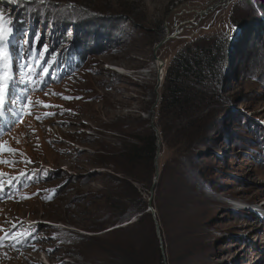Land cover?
Masks as SVG:
<instances>
[{
	"label": "rangeland",
	"instance_id": "1",
	"mask_svg": "<svg viewBox=\"0 0 264 264\" xmlns=\"http://www.w3.org/2000/svg\"><path fill=\"white\" fill-rule=\"evenodd\" d=\"M242 1L0 0L11 26L28 25L6 42L13 78L0 108V264H264V0L248 11ZM200 39L228 46L211 103L195 115L208 124L206 142L192 144L197 163L161 138L160 235L150 221L144 234H101L97 207L129 201L115 151L153 109L157 121L168 66ZM62 49L76 60L58 70L51 55ZM189 169L205 179L191 182Z\"/></svg>",
	"mask_w": 264,
	"mask_h": 264
},
{
	"label": "trees",
	"instance_id": "2",
	"mask_svg": "<svg viewBox=\"0 0 264 264\" xmlns=\"http://www.w3.org/2000/svg\"><path fill=\"white\" fill-rule=\"evenodd\" d=\"M253 4L252 0L242 1L246 11H248V6L253 9ZM13 23L12 26L9 25L14 31L13 36H17V33L20 36L26 34L28 25L24 20L16 19ZM241 25L237 24L238 27H241ZM32 32L33 36H37L36 27ZM163 34L164 32H161L159 36H163ZM35 39L30 40L31 56L27 58V63H31V60H35L37 56L38 47ZM225 43L221 44L218 39L214 42L205 43L200 39L189 44L174 56L164 77L158 118L155 125L159 129V135L163 141L173 138L185 147L184 150L188 152V157L193 159L198 154L192 144L195 142L205 143L208 136L207 130H205L208 125L207 116L203 114L195 115L201 109L209 107L211 103V93L213 88H216L218 78L221 75L220 65L225 57V48L228 46ZM62 50H67L64 55L57 56L56 53L51 55V60L58 70L61 66L73 64L76 60L73 49ZM142 123V125H136L132 129H128L130 131L128 135L132 140L126 142L121 150H116V153H114L117 156L115 163L117 168L118 166L120 168L117 171L119 175L117 184L126 192L129 201L127 203H109L97 207L95 218L99 221L93 229H100L103 231L101 234L113 233L118 229L144 234L143 229L146 221H150L152 224L155 222L154 227L156 225L152 213L148 210L149 198L144 195L143 189H150V192L153 190L151 204L156 209L154 199L163 181V174H160L157 183L154 185L157 133L150 118L142 119ZM194 161L196 162L195 159ZM184 176L187 179L190 177L191 182L205 179L203 174L193 175L192 169L184 173ZM118 211H120V215H117ZM108 223L115 225L127 224L107 230V227L104 226ZM142 249L141 251H145L146 245H143Z\"/></svg>",
	"mask_w": 264,
	"mask_h": 264
},
{
	"label": "snow or ice",
	"instance_id": "3",
	"mask_svg": "<svg viewBox=\"0 0 264 264\" xmlns=\"http://www.w3.org/2000/svg\"><path fill=\"white\" fill-rule=\"evenodd\" d=\"M10 25V21L7 19V17L5 16L4 12L2 10H0V108H2L3 106V102H4V95H5V89L8 86V82L10 80H12L13 75L12 72L10 70L11 68V53L8 50L7 47V40L8 38L12 35L13 33V29L9 26ZM54 59V58H53ZM29 73H31L32 68L29 67ZM44 72H47V68L43 69ZM36 84L42 83V79L41 80H34L33 81ZM47 94V93H46ZM62 95V94H59ZM64 99H72V97H63ZM76 99H80V97H75ZM28 100V105L31 106H35L33 104V102L31 101L30 98H26ZM38 103H40L43 107H53V105L50 104H44L42 101H38ZM26 105H24L23 103L20 105L21 111L23 112L25 109ZM70 111V110H68ZM3 111L0 110V115H3ZM28 114H32L31 112H29ZM45 115H54V113H46ZM37 120H40L41 117L37 116L36 117ZM8 151H16L15 149H11L8 148ZM31 162V161H28ZM14 163V162H13ZM2 175V174H0ZM27 198V197H25ZM47 199H50L51 197H46ZM7 236V234H6Z\"/></svg>",
	"mask_w": 264,
	"mask_h": 264
},
{
	"label": "water",
	"instance_id": "4",
	"mask_svg": "<svg viewBox=\"0 0 264 264\" xmlns=\"http://www.w3.org/2000/svg\"><path fill=\"white\" fill-rule=\"evenodd\" d=\"M174 36H169L167 35L162 41H160L156 47H155V51H157L167 40H169L170 38H172ZM156 59L160 62V58L156 56ZM160 65H163V62H161ZM163 80V77H159V85H161V82ZM157 104L154 105V107L156 106ZM152 115L148 114L147 116H145L146 118H150L151 119V122H152V125L157 133V155H156V158H155V177H154V185L157 183L158 179H159V176H160V167H159V156L161 154V148H162V141H161V137L159 135V129L157 128V126L155 125V114H156V111L153 109L152 110ZM151 194H153V190H151ZM151 201H152V196L149 198V207H148V210L152 213L155 221H156V229H157V233L158 235H160V228H159V224H158V221L156 219V213H155V209L154 207L152 206L151 204Z\"/></svg>",
	"mask_w": 264,
	"mask_h": 264
},
{
	"label": "bare ground",
	"instance_id": "5",
	"mask_svg": "<svg viewBox=\"0 0 264 264\" xmlns=\"http://www.w3.org/2000/svg\"><path fill=\"white\" fill-rule=\"evenodd\" d=\"M158 64H161L159 61H158ZM115 70V69H114ZM121 72V71H120ZM121 73H124V72H121Z\"/></svg>",
	"mask_w": 264,
	"mask_h": 264
},
{
	"label": "clouds",
	"instance_id": "6",
	"mask_svg": "<svg viewBox=\"0 0 264 264\" xmlns=\"http://www.w3.org/2000/svg\"><path fill=\"white\" fill-rule=\"evenodd\" d=\"M13 34H14V31H13V33H12V35H11V36H13Z\"/></svg>",
	"mask_w": 264,
	"mask_h": 264
}]
</instances>
